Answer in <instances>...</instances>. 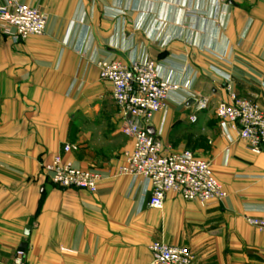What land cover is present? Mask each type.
<instances>
[{"label": "crops", "instance_id": "crops-1", "mask_svg": "<svg viewBox=\"0 0 264 264\" xmlns=\"http://www.w3.org/2000/svg\"><path fill=\"white\" fill-rule=\"evenodd\" d=\"M19 1L47 26L18 44L0 34V264L19 250L23 264H149L155 241L189 248L193 264H264V229L246 220H264V147L253 153L214 116L228 87L264 110V0ZM105 59L154 60L165 80H191L148 130L166 152L207 160L224 201L171 192L152 209L149 184L119 174L133 140L99 77ZM57 154L99 172L97 193L52 184L42 166Z\"/></svg>", "mask_w": 264, "mask_h": 264}, {"label": "built area", "instance_id": "built-area-1", "mask_svg": "<svg viewBox=\"0 0 264 264\" xmlns=\"http://www.w3.org/2000/svg\"><path fill=\"white\" fill-rule=\"evenodd\" d=\"M47 15L36 7L19 0H3L0 4V34L18 44L31 36L45 33ZM99 77L112 86L113 98L124 125L122 133L133 140V148L124 155L119 174L134 180L143 178L150 186L148 206L162 210L169 193L178 194L190 202L207 206L224 201L228 194L216 178L211 164L190 150L166 152L161 139L150 134L148 127L155 114L166 108L169 99L179 90H188L191 80L183 85L173 84L160 76L156 61H135L127 64L121 60L105 59L98 64ZM230 102L220 103L215 116L222 125H229L250 150L258 154L264 147V110L259 105L239 98L230 91ZM198 110L207 108L199 103ZM195 123L197 117L192 115ZM69 153L70 147L65 146ZM42 170L52 184L62 189H77L97 193L101 182L99 172L80 169L54 155L43 163ZM248 224L264 229V220L247 218ZM149 264H193L195 255L186 247L171 246L161 241L149 246ZM24 252H17L16 264H23Z\"/></svg>", "mask_w": 264, "mask_h": 264}, {"label": "water", "instance_id": "water-1", "mask_svg": "<svg viewBox=\"0 0 264 264\" xmlns=\"http://www.w3.org/2000/svg\"><path fill=\"white\" fill-rule=\"evenodd\" d=\"M148 131H149V133H150V134H153V132H151V130H150V129H149Z\"/></svg>", "mask_w": 264, "mask_h": 264}, {"label": "rangeland", "instance_id": "rangeland-1", "mask_svg": "<svg viewBox=\"0 0 264 264\" xmlns=\"http://www.w3.org/2000/svg\"><path fill=\"white\" fill-rule=\"evenodd\" d=\"M216 110V109H215ZM215 110H214V116H215ZM216 117V116H215Z\"/></svg>", "mask_w": 264, "mask_h": 264}]
</instances>
